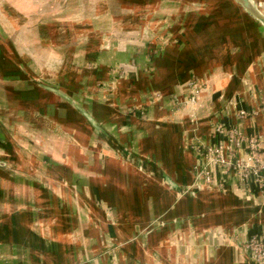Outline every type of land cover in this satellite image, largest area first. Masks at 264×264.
Returning a JSON list of instances; mask_svg holds the SVG:
<instances>
[{"label": "crops", "instance_id": "obj_1", "mask_svg": "<svg viewBox=\"0 0 264 264\" xmlns=\"http://www.w3.org/2000/svg\"><path fill=\"white\" fill-rule=\"evenodd\" d=\"M218 126L264 143V26L235 0H0V264H255L264 184L188 191Z\"/></svg>", "mask_w": 264, "mask_h": 264}, {"label": "built area", "instance_id": "obj_2", "mask_svg": "<svg viewBox=\"0 0 264 264\" xmlns=\"http://www.w3.org/2000/svg\"><path fill=\"white\" fill-rule=\"evenodd\" d=\"M200 86L192 82L190 102L195 103L200 96ZM242 118L250 114L242 111ZM216 141L209 146L199 148L200 155L206 165L199 169L198 186L214 185L210 169L219 166L225 170H233L242 180L247 182L254 176L258 183L264 184V143L259 137L242 134L236 128L218 126L214 135ZM203 184V185H202ZM246 249L251 258L258 264H264V239L253 238L246 243Z\"/></svg>", "mask_w": 264, "mask_h": 264}, {"label": "rangeland", "instance_id": "obj_3", "mask_svg": "<svg viewBox=\"0 0 264 264\" xmlns=\"http://www.w3.org/2000/svg\"><path fill=\"white\" fill-rule=\"evenodd\" d=\"M208 1H210V0H208ZM236 1V0H235ZM252 1V3L255 5V6H257L258 7V5L256 4L257 2H255L254 0H251ZM237 2V1H236ZM258 2H259V4H261V3H264V0H258ZM238 3V2H237ZM240 5V4H239ZM261 6H263V5H261ZM244 9V8H243ZM262 13H264L263 11H262ZM150 15V14H149ZM149 15H146L147 17H149ZM143 18H144V20H145V16H143ZM33 77H35V76H25V78H27V79H31V81L32 82H34V83H37V81L38 80H36V82H35V80H34V78ZM192 82H195V83H197L195 80H192V81H190V85H189V87H190V91H191V85H192ZM198 84V83H197ZM199 85V84H198ZM200 86V85H199ZM53 87V86H52ZM47 88H48V86H47ZM53 88H55V87H53ZM200 88V87H199ZM56 89V94H58L63 100H66V102H74L75 104L77 103L76 102V100H74V98H72L68 93H66L64 90H60L59 88H55ZM201 89V88H200ZM190 97H192L191 96V93H190ZM190 97H189V99H190ZM199 98V97H198ZM198 98H197V100H198ZM197 100H196V102H197ZM195 102V103H196ZM76 106H77V108H78V111H79V114H81L83 117H84V119L85 118H87V114H88V110L85 108V107H83L82 105H80V104H76ZM85 120H87V119H85ZM40 162H42V164H47L46 163V161L45 160H40L39 158L37 159V160H35V162H34V164L33 165H35V166H38V164L40 163ZM32 165V166H33ZM47 165H52V164H47ZM49 167H52V166H49ZM205 186H209V188H213V187H215V185H211V184H206ZM218 187H220V186H218ZM217 187V188H218ZM198 188V186H194L191 190H196ZM221 188V187H220ZM219 189V188H218ZM195 195H196V192H195ZM245 246H246V244H245ZM247 250V249H246ZM248 252V251H247ZM106 253H108V252H105L104 254H106ZM249 253V252H248ZM107 255V254H106ZM250 255V254H249ZM101 256H102V254H101ZM113 256L115 257L114 258V262H115V264H117V257H116V255H115V253L113 252ZM250 259H251V261L252 262H254L255 264H258L257 262H255L252 258H251V256H250ZM116 260V261H115Z\"/></svg>", "mask_w": 264, "mask_h": 264}, {"label": "water", "instance_id": "obj_4", "mask_svg": "<svg viewBox=\"0 0 264 264\" xmlns=\"http://www.w3.org/2000/svg\"><path fill=\"white\" fill-rule=\"evenodd\" d=\"M249 14H251L258 22H260L264 26V14H261L256 6L252 3L251 0H236ZM72 104L75 109H78L74 102H68ZM204 187L198 186V188L194 190H188L189 193L194 196L195 192H199Z\"/></svg>", "mask_w": 264, "mask_h": 264}, {"label": "bare ground", "instance_id": "obj_5", "mask_svg": "<svg viewBox=\"0 0 264 264\" xmlns=\"http://www.w3.org/2000/svg\"><path fill=\"white\" fill-rule=\"evenodd\" d=\"M254 1L257 2V0H254ZM256 4L258 5V7L256 6V8L259 10V12L261 14H264V13H262V11L264 12V10L260 7L259 3L257 2Z\"/></svg>", "mask_w": 264, "mask_h": 264}]
</instances>
